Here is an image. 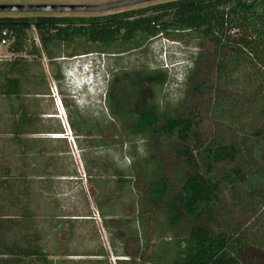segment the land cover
<instances>
[{"label": "trees", "instance_id": "1", "mask_svg": "<svg viewBox=\"0 0 264 264\" xmlns=\"http://www.w3.org/2000/svg\"><path fill=\"white\" fill-rule=\"evenodd\" d=\"M5 29L12 52L41 55L43 49L50 58L64 47L72 48L69 56L128 51L160 35L208 39L212 47L208 53L197 52L188 80L215 123L209 134L202 132L200 102L175 113L162 112L147 99L140 103V113L131 115L135 129L158 143L170 139L162 144L185 159L177 175L160 170L145 190L147 207H159L170 225L184 228L167 240L170 244L163 246L157 262L264 264V0H166L100 15L5 14L0 15V42ZM204 61L214 66L213 78L199 75ZM5 64L0 91L18 99L11 112L20 114L10 130L24 143L21 133L37 119L22 97L28 92L29 60L17 57ZM135 73L142 79L139 86L148 85L149 91L155 90L154 78H166L161 69ZM122 79L123 91L127 80ZM121 95L114 101L117 106ZM5 168H0V264H55L35 218L27 217L33 212L18 200L21 192L17 200L10 197ZM236 210L240 216L232 213Z\"/></svg>", "mask_w": 264, "mask_h": 264}, {"label": "rangeland", "instance_id": "2", "mask_svg": "<svg viewBox=\"0 0 264 264\" xmlns=\"http://www.w3.org/2000/svg\"><path fill=\"white\" fill-rule=\"evenodd\" d=\"M104 1L110 0H0V3H99ZM162 1L166 0H146L134 4L100 10H0V15L10 14L19 16L41 13L99 15L143 7ZM30 34H32V38L36 39L37 44L42 48L37 30H30ZM9 45L8 43L4 44L0 42V52H7L10 49ZM211 47L212 43L208 39L186 36L183 39L174 40L160 35L149 40L142 46L123 52H117L115 48L110 52L102 53L95 50L92 53L86 54L81 51L82 55L69 56L67 54L72 48L64 47L58 51V56L50 58L43 49H41V55L28 51L12 52L9 50L11 51L9 55L10 59L23 57L29 60L27 68L29 79L25 84L28 92L22 96L24 102L29 105L31 109L34 108L36 103L43 111H56L62 114V111H64L62 106L56 108L51 106V103L48 101L37 102L39 97L36 95H39V93H35L34 95V92L29 91L38 92L46 90L48 93L45 98L53 99L55 104V99H60L61 95V98H63L67 105L70 122H74L73 127L75 130L72 129L73 132H71L68 119H66L64 115L67 127L65 132L61 134L63 136L53 137V134L47 132L38 134L46 136L42 139L36 140L28 138V140H32L31 145L35 146V148H33V152L29 155V158H27V156L26 159L25 154L22 153L24 148L23 143L15 142V140L10 137L12 135L6 131L8 130V120L5 121V119L11 116L10 104L13 102V99H5L4 97L0 99V117L2 118L0 121V168L2 166L6 167L5 170L8 173L10 166H13L12 169L16 166V169L13 170L12 173L14 175L16 174L20 179L21 177L19 175H21L22 171L26 170V175L30 179L34 189L33 206L37 215L35 222H37V228H39L43 236L42 242L45 244L48 251L51 252L50 256L55 259V264H105L106 262L119 264L116 263L118 255L123 254L126 256L128 253L125 250L115 249L114 246L110 245L112 243L109 238L110 230L102 220L96 222L89 219H79L74 221V225L65 222L63 227L58 226L57 217L53 214L55 212V210H53L55 204L63 207V213L66 214L89 215L94 214L93 210L97 211V208L92 209V206H95L96 203V199L93 198L95 196L92 195L93 199L90 198V196H83L82 193L79 192L81 187H79L80 184H76L77 187H74V190L68 184L65 186L57 185L51 193H47L48 188H46L45 182L40 179L43 172L40 174L36 173V170L31 171L30 169L35 167L44 171L47 159L49 158L46 152L51 154L50 152L52 151H62L60 156L61 159H59V156L55 155L57 157L56 160L53 161V173H66L70 172L68 169L69 166L72 169H75L77 165L81 166L82 157L79 149L74 144L75 139L73 138V136L78 133L80 137L77 139L84 148L83 157L86 158L87 173L88 175L92 174L98 176L96 181L99 185L106 184L108 180H111L110 173L117 175L128 174L131 175L130 179L136 180L133 183L141 194L143 188L145 190L148 188L151 176L157 174L158 171L165 170L166 173H175L177 175L178 170H180L183 165V160H185L184 156L176 154L175 151L168 149V147L162 144L171 142L170 139L162 138L161 140L163 142L158 143L155 138H153V140L149 138L143 129H135L132 126L133 120L131 119V115L132 113H140L139 105L140 103H145L147 99L157 105L162 112L172 111L175 113H185L194 104L200 102L202 132L206 135L209 134L214 129L215 123L207 111L205 102H203L200 97L196 96V92L189 89L188 74L189 70L191 71V68L195 65L197 52L200 50L209 52ZM207 53L203 57L204 60L205 58L207 59ZM5 61L6 59L0 56V76L1 70L7 68ZM80 65L85 67L97 66L98 69L100 68L99 72L104 76L103 81H97L98 84L90 85L91 91L89 92L86 91L85 87L83 90L79 87L85 82V78H89V76L84 74V71L78 72L77 78L72 76V73L74 71L76 72L74 68H78ZM70 68L72 70H70ZM143 68L151 71L161 69L164 71L166 78L163 82L157 81L155 78L152 80L155 83V90L149 91L150 88H148V85L146 88H142L139 86V82L142 79L135 71ZM13 74H18V72H13ZM199 75L201 77L209 75L213 78L215 76L214 66L204 61ZM62 76L65 78H62L60 81L59 78ZM122 78L127 80L124 83L127 88L125 87L123 91L119 89L123 80ZM88 80L90 81V79ZM58 83L59 85L61 84L62 88ZM56 84L59 87L60 95H53L52 88L57 89ZM111 87L113 88L111 89ZM121 94L124 100L123 108L126 113L128 112V116L119 119L112 113L110 102L118 98ZM145 96L147 98H145ZM15 102H18V99ZM36 110L38 109L36 108ZM34 113L37 112L34 111ZM18 114L19 113L16 115L18 116ZM92 117H107L111 121L102 129L103 132L101 135L98 130L93 132V136L96 135V137L90 135L91 130H94L95 127L93 123L89 124V120H91L90 118ZM54 120L55 119H48L47 122L49 125L52 123L53 126ZM82 120H87L86 126L87 128H91V130L76 127V122ZM94 139L97 141L95 142ZM100 140H104V142L101 143L102 141ZM155 142H157L158 146ZM37 147H43L41 152L38 151ZM27 162H29V169L28 166L25 169ZM100 162L111 163L108 167L110 171L106 170L105 166H102L100 172ZM31 163H33V166H30ZM115 167H119V170H115ZM140 171H143L142 175L138 173ZM62 177L66 178V176ZM91 179L92 177H89L88 187H91ZM48 181L51 185L56 179L50 177ZM176 181L179 183L178 179H176ZM2 182L4 186H8L9 184L6 179ZM114 184L115 178L112 177V181L109 185L113 187ZM63 192L70 198L66 197L65 199L59 198L56 200V194ZM130 194L129 189L125 191V197ZM20 195V199L18 200L22 198V201H24V194L20 193ZM103 196L102 192L100 198ZM146 198L147 195L144 191V219L138 216V212H135L131 198L128 197L123 212L118 211L116 215H114L118 218H127V221L122 219L120 222L111 221L114 222V224H110V226H112L111 232L114 234L113 239L116 244L120 246L126 243L130 244L129 249L134 252L136 256L135 264H150L143 256L149 255L151 251L150 248L141 249L142 246L137 234L138 220L139 222H141V220L144 221L146 231H153L155 233L153 240L156 241H158L159 238H161V241H163L164 238H168L169 240L170 237L177 235L178 232L180 233V231L184 229L170 225L159 207L156 211L151 208L149 209V207L146 206L147 203H145V201H147ZM121 199L122 198H120V201H122ZM0 202L2 201L0 200ZM118 205L120 204H111V210L114 211L119 208ZM232 213H236L239 216L241 215L237 210ZM47 214H52V216L46 218ZM245 217L246 215H243L242 218ZM60 228H63V230ZM116 235L119 239L115 237ZM122 236L125 238H121ZM163 244L164 247H167L170 242L166 241ZM101 246L106 250L105 256H99L97 254L89 255L92 252H101L99 251L102 250ZM142 252L143 255H141ZM99 258L103 259L102 263L95 260Z\"/></svg>", "mask_w": 264, "mask_h": 264}, {"label": "flooded vegetation", "instance_id": "3", "mask_svg": "<svg viewBox=\"0 0 264 264\" xmlns=\"http://www.w3.org/2000/svg\"><path fill=\"white\" fill-rule=\"evenodd\" d=\"M110 1H112V0H110ZM104 2H108V1H104ZM104 2H99V3H104ZM130 4H134V3H130ZM121 6H123V5H121ZM92 52L93 51L87 52V53H92ZM102 53H104V52H102ZM77 55H82V54L78 53V54L71 55V56H77ZM74 69L76 70V72L74 71L72 73V76H75L76 78H77L78 74L81 71H84V74L89 76L88 79H90V81L85 78V82L82 83V85L79 86L80 89H82V90L85 87L86 91L89 92V91H91L90 85L98 84L97 81H103V79H104L103 74L99 72L100 68L98 69L97 66L93 65L92 67H87V66L85 67L83 65H80V67H78V68L76 67ZM70 70H72V69L70 68ZM75 74H77V75H75ZM62 78H65V77L62 76V77L59 78V80L61 81ZM58 85H59V83H58ZM58 85L56 84L57 89H53L52 88L53 95H55V94H57V95L59 94L60 95V90H59ZM59 86L61 87V84ZM99 88H100V86H99ZM38 93H36V94H38ZM47 93L48 92H46V95H47ZM33 94L35 95V93H33ZM39 95H37V96H39ZM60 97H61V95H60ZM61 99L63 101V108H64V111H62L63 112L62 114H59L56 111H51V112L50 111H46V110L43 111V110H41L42 108L39 107L35 103V105H34L35 109L33 108L32 110L36 111L37 113L33 112L32 113V117H35L37 119L35 120L34 124H31V122H28V126H27L28 130L25 133L21 134V136L25 137V142L23 143L24 148L22 150L23 151L22 153L25 154V158L27 156H28L27 158H29V155L33 152V148H35V146L31 145L32 140H28V138L38 140V139H42V138L46 137V136H41L42 134L38 135L40 133L65 132L67 124H66V120L64 119V115L66 116V119H68L69 126L71 128V132H73V130H75L74 127H73V123L74 122L73 121L70 122V119L68 117L67 105L65 104L63 98H61ZM120 100H121V105H118V106L116 104H114L115 100L110 102L112 113L114 114V116L118 117L119 119H121L123 117L126 118V116H128V112L126 113V111L123 108V106H124L123 97ZM36 108L38 110H36ZM56 118H59L61 120V125L58 128L59 130H56V131H51L50 130V132L42 130V128L40 126L41 125L40 124L41 120H45L46 121L48 119H56ZM90 119L91 120H89V122H90L89 124H92V123L94 124V126H95L94 130H91V128H87V126H86V121L87 120L78 121V122H76L75 125H76V127H81V128H85V129L91 130V132H90L91 136H93V132H96V130L100 131V135H101V133L103 132L102 129L105 127V125H107L108 123L111 122L110 119L107 118V117L106 118L92 117ZM11 137H12V139L15 140V142H19L17 133L13 132ZM56 137H59V136H56ZM79 137H80V134H78V133H76L75 136H73V138L75 139L74 144L79 149V152H80L81 157H82L81 158V160H82L81 166L77 165V166H75V169H72L69 166L68 169L70 170V172L53 173V169H54V162L53 161L56 160L57 156H59V157L61 156L62 151H59V152L52 151V152H50L51 154H49V152H46V154L49 156V158L47 159V164L45 165V168H44L45 170L44 171H42L41 169H37L35 167L30 169V170L31 171L36 170V173H40V174H41V172H43L42 175L40 176V179L43 182H45V186H46V188H48V192L47 193H51V191L53 189H55V187H57V185H59V186L64 185L65 186V185L68 184L74 190V187H77L76 184H80L79 187L80 186L81 187L79 189V192L82 193L83 196H86V197L90 196V198H92V195H94L95 197H93V198L96 199V203L94 201L96 207L92 206V209L97 208V211L93 210L94 214H89V215L88 214L87 215L66 214V213H63V211H64L63 207L59 206L58 204H55V206H53V210H55V212L53 214L57 217L56 220L58 221L57 222L58 226L63 227V224L65 222L69 223L70 225H74L73 224L74 221H77L79 219H89V220H94L96 222H98L99 220H102L103 223H105L108 226L109 230H110L109 238L111 240L110 242H112L110 245L114 246L115 249L125 250L128 253V255H126V256L123 255V254L118 255V260H116L117 261L116 263H119V264H135L136 263V256L134 255V252H132L129 249V245L130 244L126 243L123 246H120V245L116 244V242L113 239L114 238L113 237L114 234H113V232H111L112 231L111 230L112 226H110V224L111 223L114 224V222H111V221H116V222L119 221L120 222L122 219H125V221H127V218H118V217H115L114 215H116V212H118V211L123 212V208L125 209V205L127 204L128 197L131 198V201H132L133 207L135 209V212H138V216L142 217L144 219V212H145L144 205L145 204H144L143 198H144L145 189L143 188L141 190L142 193L140 194L138 192V190L136 189L135 184L133 183L136 180L135 179H130L131 175H128V174L117 175V174L110 173L111 180H108L106 184L99 185L97 183V181H96L98 176H95V175H92V174L88 175V173H87L86 158L83 157V154H84L83 153V149L84 148H83L82 144L77 139ZM93 137H96V135H94ZM94 141L96 142L97 140L94 139ZM100 141H102L101 143L104 142V140H100ZM43 147H41V148L37 147L38 151L41 152V149ZM44 150H45V147H44ZM55 155H57V156H55ZM54 156H55V158H54ZM59 159H61V157ZM26 164L27 165H25V169L29 165V162H27ZM110 164L103 163V162L101 163L100 162V166H101L100 172L102 170V166H105V169L109 170L108 167L110 166ZM68 165H70V164H68ZM30 166H33V163H31ZM12 167L13 166H10V168H9L10 182H11V184H10V194L9 195H10L11 198H13V200H17L18 193H20V192L23 193L24 196H25V199H24L25 203L30 208L31 212H33L32 216L28 215L27 217H30V218L34 217L35 221H36L37 215L35 213V208L33 206V202H34L33 201L34 200L33 185L30 182V179L28 178V176L26 175V172H25L26 170L23 169L24 171H22L21 175H19L21 177V179H20V178H18V176L16 174L14 175L12 173V171L16 169V166H14L13 169H12ZM29 168L30 167L28 166V169ZM115 170L118 171L119 167H115ZM138 173L140 175H142L143 171H140ZM62 176H66V178H64ZM99 176H100V174H99ZM50 177L52 179L53 178L56 179V181L54 183H51V185H50V182L48 181V179L50 180ZM89 177H92L91 183H90L91 187H88ZM112 177L115 178V184H114L113 187L109 185L110 182L112 181ZM128 189L130 190L131 194L127 195V197H125V191L126 190L128 191ZM102 192H103L104 196L102 198H100V196L102 195ZM55 197H57L56 200H58L59 198L60 199H65L66 197L70 198L69 196H67V194H64V192L56 194ZM120 198H122L121 199L122 201H120ZM111 204L112 205L113 204L114 205L120 204V205H118L119 208H117L116 210L112 211L111 208H110ZM46 216H47L46 218H50V216H52V214H50V215L47 214ZM137 223H138L137 234L139 236L140 244L142 246L141 249H149L150 248V250H151L149 255H146V256H143V257H145L146 261L148 263H150V264H160V263L157 262V260L159 259V256L163 253V245H164L163 243L166 242L168 240V238H166V239L164 238L165 240L163 239V241H161L160 240L161 238H159L160 242H159V240L158 241L153 240V237H155L154 236L155 233L153 231H151V232L146 231V228L144 227V221L141 220V222H139V220H138ZM60 229L63 230V228H60ZM115 237L117 239H119V237L117 235ZM42 238H43V236H42ZM121 238H125V237L122 236ZM170 239H172V237H170L169 240ZM43 245L45 246L44 243H43ZM45 248H46V246H45ZM99 251H101V252H92L89 255H96L97 254L99 256L100 255L105 256V254H106L105 248L102 247V250H99ZM172 253H173L172 255H174L173 251H172ZM141 255H143V252L141 253ZM95 260L97 262H100V263L103 262V259H100V258L99 259H95ZM105 264H111V263L110 262H106Z\"/></svg>", "mask_w": 264, "mask_h": 264}, {"label": "water", "instance_id": "4", "mask_svg": "<svg viewBox=\"0 0 264 264\" xmlns=\"http://www.w3.org/2000/svg\"><path fill=\"white\" fill-rule=\"evenodd\" d=\"M146 0H112L104 3H0V10H100Z\"/></svg>", "mask_w": 264, "mask_h": 264}, {"label": "crops", "instance_id": "5", "mask_svg": "<svg viewBox=\"0 0 264 264\" xmlns=\"http://www.w3.org/2000/svg\"><path fill=\"white\" fill-rule=\"evenodd\" d=\"M11 51H7V52H0V56H3L4 57V59H10L9 57V55L11 54L10 53ZM0 89H1V86H0ZM39 96H37V97H39L38 99L39 100H37V101H41V102H43V101H48L49 103H51V106H53V107H57L56 106V104L54 103V101H53V99H51V98H45V97H47V95H46V90L45 91H39ZM2 97H4L5 99L6 98H9V99H13L12 101L13 102H11V104H10V106L13 104V103H16L15 101H17V99H16V96L15 95H6V94H4V93H2L1 91H0V99L2 98ZM48 97H50V96H48ZM34 105V104H33ZM58 108V107H57ZM11 111V110H10ZM20 114V113H19ZM18 114V115H19ZM19 116H15V115H13V113L11 112V116H9V117H7V119H5V121H7V124H8V130H6L8 133H10L11 135L13 134V131H11L10 129H11V123L12 122H15V121H17V118H18ZM1 117H0V121H1ZM4 121V122H5ZM40 126H41V128H42V130L44 131H49L50 132V130L51 131H56V130H59L58 128L60 127V125H61V120L59 119V118H56L55 120H54V125L52 126V123H51V125H49L48 124V122H47V120L45 121V120H41V122H40ZM57 127V128H56ZM65 127V126H64ZM25 133V132H24ZM21 134H23V133H21ZM11 137V136H10ZM53 137H56V136H53Z\"/></svg>", "mask_w": 264, "mask_h": 264}, {"label": "built area", "instance_id": "6", "mask_svg": "<svg viewBox=\"0 0 264 264\" xmlns=\"http://www.w3.org/2000/svg\"><path fill=\"white\" fill-rule=\"evenodd\" d=\"M2 34H3V36L1 38V42L4 43V44H7V43L10 44L11 39L8 36V30H6V29L3 30ZM55 102H56V105H57L58 108L60 106L63 107V101H62L61 97L58 100L55 99ZM51 134H53V136H63V135H61V134H63V132H52Z\"/></svg>", "mask_w": 264, "mask_h": 264}]
</instances>
